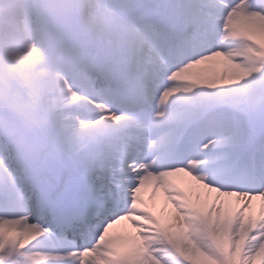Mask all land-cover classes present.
Listing matches in <instances>:
<instances>
[{"label": "snow or ice", "instance_id": "obj_1", "mask_svg": "<svg viewBox=\"0 0 264 264\" xmlns=\"http://www.w3.org/2000/svg\"><path fill=\"white\" fill-rule=\"evenodd\" d=\"M0 264H264V0H0Z\"/></svg>", "mask_w": 264, "mask_h": 264}, {"label": "rangeland", "instance_id": "obj_2", "mask_svg": "<svg viewBox=\"0 0 264 264\" xmlns=\"http://www.w3.org/2000/svg\"><path fill=\"white\" fill-rule=\"evenodd\" d=\"M9 3H14V0H9ZM6 11H7V9H6ZM17 31L20 32L21 35H23V33H24V32H22L21 30H17ZM22 49H23V43H21V45H20V52H21ZM17 71H18V74H19L21 77H25V78H26V70H25V68H24L23 65L18 66ZM144 194H145L146 197L150 196V195H151V190H150V189L145 190V193H144ZM159 206H160V205L158 204V207H159Z\"/></svg>", "mask_w": 264, "mask_h": 264}, {"label": "trees", "instance_id": "obj_3", "mask_svg": "<svg viewBox=\"0 0 264 264\" xmlns=\"http://www.w3.org/2000/svg\"><path fill=\"white\" fill-rule=\"evenodd\" d=\"M18 24H21L22 25V23H18Z\"/></svg>", "mask_w": 264, "mask_h": 264}]
</instances>
